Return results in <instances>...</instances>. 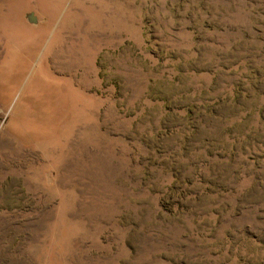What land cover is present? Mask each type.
I'll return each mask as SVG.
<instances>
[{
  "label": "rangeland",
  "instance_id": "374dc122",
  "mask_svg": "<svg viewBox=\"0 0 264 264\" xmlns=\"http://www.w3.org/2000/svg\"><path fill=\"white\" fill-rule=\"evenodd\" d=\"M0 264H264V0H0Z\"/></svg>",
  "mask_w": 264,
  "mask_h": 264
}]
</instances>
